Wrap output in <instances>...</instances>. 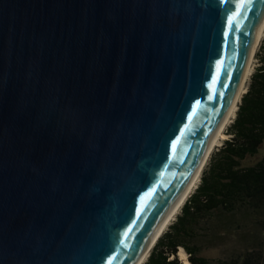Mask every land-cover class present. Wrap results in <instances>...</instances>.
<instances>
[{"label":"water","instance_id":"1","mask_svg":"<svg viewBox=\"0 0 264 264\" xmlns=\"http://www.w3.org/2000/svg\"><path fill=\"white\" fill-rule=\"evenodd\" d=\"M262 25L264 0H0V264H137Z\"/></svg>","mask_w":264,"mask_h":264},{"label":"trees","instance_id":"2","mask_svg":"<svg viewBox=\"0 0 264 264\" xmlns=\"http://www.w3.org/2000/svg\"><path fill=\"white\" fill-rule=\"evenodd\" d=\"M258 59L230 137L143 264H188L180 250L190 264H264V40Z\"/></svg>","mask_w":264,"mask_h":264},{"label":"bare ground","instance_id":"3","mask_svg":"<svg viewBox=\"0 0 264 264\" xmlns=\"http://www.w3.org/2000/svg\"><path fill=\"white\" fill-rule=\"evenodd\" d=\"M264 37V25H262L261 29H260V32L258 34V38L257 40L255 41L254 43V46H253V50H252V53L250 54L249 56V61H248V66H247V69L245 71V75H244V80H243V84H241V87H240V91H239V94L237 96V98L235 99L234 101V104H233V107L231 109V112L230 114H228L227 116V119L224 123V125L222 126V128H220L217 136H216V139L214 141V143H212L210 149H209V152H208V155L207 157L204 158L200 168H199V171L196 173L195 175V178L193 180V182L191 183V185L187 188L186 192L184 193L183 197L181 198L180 202H178L177 206L174 208L172 214L168 217L164 227L162 228V230L160 232H158L157 236L155 237L154 241L152 242V244L148 247V249L146 250L144 256H142L141 260L138 261L137 264H143L144 261H146V257L149 255L150 253V249L151 247L156 243L157 239L160 238L161 234L163 233V231L166 230V228L168 227L169 223L172 221L173 218H175L177 216V213L179 212V210L181 209V207L183 206L184 202L187 201V199L189 198V196L191 195V193L193 192V190L195 189V187L198 186V183L200 181V176H201V173L203 172V168H204V165L205 163L207 162V159L210 157L211 155V152L214 148V146L220 142L221 138L225 139L226 136L224 134V128H226L227 124L229 121H231V118H234L235 115L237 114V110H238V102H239V99H241L242 95L246 92L247 90V80L248 78L250 77L251 73H253V69H255V64H254V58H255V55L257 53V49H258V46L260 44V41L263 39ZM180 256L182 259H184L186 261V263L190 264L188 258H187V255L186 253L183 251V250H180Z\"/></svg>","mask_w":264,"mask_h":264},{"label":"rangeland","instance_id":"4","mask_svg":"<svg viewBox=\"0 0 264 264\" xmlns=\"http://www.w3.org/2000/svg\"><path fill=\"white\" fill-rule=\"evenodd\" d=\"M262 40H264V37H263V39ZM262 40L260 41V44H259V46H258V49H257V53H256V55H255V58H254V64H255V69H253V71H255L256 69H257V66L259 65V59H258V55H259V51H260V49H261V45H262ZM252 71V72H253ZM252 75V74H251ZM251 75H250V77L248 78V80H247V88H248V86H249V84H250V78H251ZM246 93V92H245ZM244 93V94H245ZM243 94V95H244ZM243 95H242V97H241V99H239V102H238V106H240V104H241V100L243 99ZM239 109V108H238ZM238 111V110H237ZM235 117H236V115H235ZM235 117L234 118H231V121H229L228 122V124H227V126H226V128H224V134H225V136H226V138L224 139H222L221 138V140H220V142L219 143H217L215 146H214V148H213V150H212V152H211V155H210V157L207 159V162L205 163V165H204V168H203V173H204V170H205V168L207 167V165H208V163H209V159L212 157V154L214 153V151L218 148V147H220V146H222L223 145V143H225V140L226 139H228L229 137H230V135L228 134V129L230 128V125L232 124V122L234 121V119H235ZM261 154H264V145L261 147ZM258 158V157H257ZM256 158V159H257ZM251 161H254V159H252ZM203 173H201V176H202V174ZM201 176H200V178H201ZM200 182H201V180L199 181V183L198 184H200ZM194 192V191H193ZM185 203V202H184ZM181 209H182V207H181ZM181 209L179 210V212L177 213V216H178V214L181 212ZM173 220H175V218H173L172 219V221L171 222H173ZM171 222L169 223V225L171 224ZM169 225H168V227H169ZM168 227L166 228V230L168 229ZM165 230V231H166ZM164 232V231H163ZM222 249H218V248H212V249H209V250H207V251H205L204 252V255L205 256H207V257H220L222 254Z\"/></svg>","mask_w":264,"mask_h":264},{"label":"snow or ice","instance_id":"5","mask_svg":"<svg viewBox=\"0 0 264 264\" xmlns=\"http://www.w3.org/2000/svg\"><path fill=\"white\" fill-rule=\"evenodd\" d=\"M234 31H239V30H234ZM232 44H235L236 43V37H233V39L230 41ZM245 48L246 49H248V48H250V44H245ZM245 63H246V61H245ZM241 75H242V71H241ZM237 86H238V81H237ZM222 95V94H221ZM233 95H234V93H233ZM230 100H227V101H224L223 102V106L224 107H227V106H230Z\"/></svg>","mask_w":264,"mask_h":264}]
</instances>
